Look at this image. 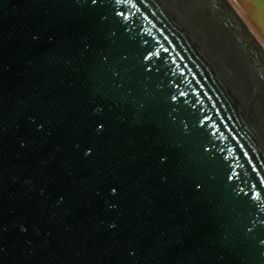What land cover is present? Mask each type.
Returning <instances> with one entry per match:
<instances>
[{
	"label": "water",
	"instance_id": "95a60500",
	"mask_svg": "<svg viewBox=\"0 0 264 264\" xmlns=\"http://www.w3.org/2000/svg\"><path fill=\"white\" fill-rule=\"evenodd\" d=\"M0 264H264V48L228 0H0Z\"/></svg>",
	"mask_w": 264,
	"mask_h": 264
},
{
	"label": "rangeland",
	"instance_id": "374dc122",
	"mask_svg": "<svg viewBox=\"0 0 264 264\" xmlns=\"http://www.w3.org/2000/svg\"><path fill=\"white\" fill-rule=\"evenodd\" d=\"M264 48V0H228Z\"/></svg>",
	"mask_w": 264,
	"mask_h": 264
},
{
	"label": "snow or ice",
	"instance_id": "6c2138e0",
	"mask_svg": "<svg viewBox=\"0 0 264 264\" xmlns=\"http://www.w3.org/2000/svg\"><path fill=\"white\" fill-rule=\"evenodd\" d=\"M92 2H93V3H95V2H96V0H92Z\"/></svg>",
	"mask_w": 264,
	"mask_h": 264
}]
</instances>
